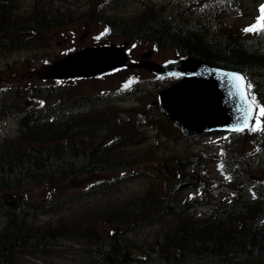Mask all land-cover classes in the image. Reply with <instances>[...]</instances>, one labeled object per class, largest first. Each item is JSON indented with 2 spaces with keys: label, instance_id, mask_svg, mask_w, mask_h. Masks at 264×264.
<instances>
[{
  "label": "trees",
  "instance_id": "1",
  "mask_svg": "<svg viewBox=\"0 0 264 264\" xmlns=\"http://www.w3.org/2000/svg\"><path fill=\"white\" fill-rule=\"evenodd\" d=\"M133 1L142 8L134 18L102 20L117 27L115 36L235 70L264 107V35L218 27L238 0H209L202 10L190 0ZM14 17L10 2L0 0V54L19 45L11 38L21 32ZM23 18L30 27L32 19ZM46 19L40 12L34 21ZM44 87L0 86V118L24 113L17 133L0 140V264H264V171L256 180L247 160L229 148L225 180L211 178L210 154L160 149L164 118L153 110L136 119L159 123L152 139L161 145L136 151L126 136L139 124L133 127L128 110L103 112L91 99L85 112L57 114L64 95ZM19 99L42 106L28 108ZM78 139L105 141L83 147ZM183 139L191 149L197 144L196 136ZM93 175L107 177L70 189L71 180ZM129 178L142 181L121 197L120 183ZM41 184L49 193L30 199ZM246 186V196L236 193ZM185 188L194 195L182 196Z\"/></svg>",
  "mask_w": 264,
  "mask_h": 264
},
{
  "label": "rangeland",
  "instance_id": "2",
  "mask_svg": "<svg viewBox=\"0 0 264 264\" xmlns=\"http://www.w3.org/2000/svg\"><path fill=\"white\" fill-rule=\"evenodd\" d=\"M28 2V0H26ZM106 0H63V4L68 7L72 15L67 18L69 22L63 27H58L46 31L40 34L37 40L44 44L43 47L33 48L24 53H16L10 58L1 56L0 57V83L10 82L12 85L15 84H32V85H47L42 83L41 75L43 67L46 65L48 60H52L62 53L81 49L83 47L93 46L96 44H114L124 48L129 54V64L131 66L111 73L102 78L88 79L87 81L78 80L74 82L76 86H79L83 93L89 94L88 100L91 101L92 96H97L95 103L98 110H104L108 104H113L116 111H120L119 108H129L133 110L132 119L135 120V113L140 111H146L147 105L150 101L155 99V96L151 92H155L162 80L155 78L152 79V75L149 70L142 65V61L148 53L150 54V60L152 62H162L165 60L173 59L175 54L168 49H156L151 43L145 40H127L122 37H106V28L99 24L97 19L98 12H104L108 18H131L135 17L136 12L141 8L137 3L129 1L127 3H119L116 7L110 10L109 8H102L106 3ZM206 0H198L196 3L193 1L191 4L201 7ZM263 0H242L234 8L230 9L222 18L220 26L223 28L227 27L232 32H242L244 29L256 23V15L258 14V8ZM163 4V2H162ZM139 6V7H138ZM85 12H89L93 16L85 19ZM79 15V18H78ZM67 21V20H66ZM251 32L250 34H253ZM136 64V66H135ZM7 67V69H5ZM73 81H69L73 86ZM81 94V90H79ZM75 100L81 101L80 95ZM83 101V100H82ZM85 102V101H83ZM37 105V104H36ZM76 105V104H75ZM74 108V107H73ZM69 109L70 111L73 110ZM76 107L75 111H79ZM113 109V110H114ZM259 113H257V117ZM256 117V118H257ZM264 121V117H260ZM257 129L261 128L260 124L254 123ZM167 134H169L168 143L164 146V150H171L173 153H181L182 151L174 147L176 143L186 144L187 141L183 140V136L176 128V126L165 123ZM17 118L16 115L13 117H5L0 119V140L6 137H13L17 133ZM138 132H131L128 137L130 141L134 143H140L144 138L150 137L153 131L148 129H141ZM253 133L247 137L236 138L238 144L237 152L241 155V158L247 159L246 165L247 170L255 172L257 168L264 167V139L260 137L264 135V131L257 130L252 131ZM241 136V135H240ZM127 137V136H126ZM238 137V136H237ZM231 138L225 135H210L201 137L198 141L200 149L206 150L204 154H210L213 161L208 164V169L211 175L217 178L222 177L219 162L225 156L215 149L212 148L215 144H227ZM83 141V140H81ZM99 140L89 141L84 140L81 146H91L97 144ZM151 143H146L144 146L136 148V151H144L150 147ZM170 146V147H169ZM211 148V149H210ZM222 150H226L223 148ZM236 152V153H237ZM230 158V157H229ZM259 172L254 174L259 175ZM118 174H111L108 178L116 176ZM107 176L93 175L88 178H75L70 181V188H82L86 184H90L98 179ZM138 179V178H136ZM136 179L127 180L121 182L120 196H128L135 192L137 185L141 181H132ZM119 184V186H120ZM141 186H144L141 184ZM50 191V187L47 184H41L36 186L28 196L32 200L40 201ZM242 192L244 191H237ZM182 196H184L182 194Z\"/></svg>",
  "mask_w": 264,
  "mask_h": 264
},
{
  "label": "water",
  "instance_id": "3",
  "mask_svg": "<svg viewBox=\"0 0 264 264\" xmlns=\"http://www.w3.org/2000/svg\"><path fill=\"white\" fill-rule=\"evenodd\" d=\"M125 61V54L116 47L87 48L53 64L44 77H90L123 66ZM151 66L155 74L183 77L172 87L161 91L157 102L160 112L179 122L184 135L210 130L234 131L244 127L245 116L250 118L249 127L254 111L248 110L235 86L237 82L232 80V74L238 73L192 58Z\"/></svg>",
  "mask_w": 264,
  "mask_h": 264
},
{
  "label": "snow or ice",
  "instance_id": "4",
  "mask_svg": "<svg viewBox=\"0 0 264 264\" xmlns=\"http://www.w3.org/2000/svg\"><path fill=\"white\" fill-rule=\"evenodd\" d=\"M261 11H262V16L257 18V22L255 24L244 29L245 32H256L257 34L264 35V6H262ZM232 80H235L237 82L235 86L238 88L239 94L244 98L245 102L247 103L248 110L250 112L255 111V109L253 108V104L255 103V98L251 97L250 100L248 99L247 90L251 88V84L245 82L244 77L238 74H232ZM229 82L231 83V80ZM258 111H259V116L256 118L255 123L260 124L261 128L257 129L255 126H253L252 128L249 129L251 131H257V130L264 131V121L260 119V117H264V107H260ZM249 119L250 118L248 116H245L244 127L236 128L235 131H243L246 127H248Z\"/></svg>",
  "mask_w": 264,
  "mask_h": 264
},
{
  "label": "bare ground",
  "instance_id": "5",
  "mask_svg": "<svg viewBox=\"0 0 264 264\" xmlns=\"http://www.w3.org/2000/svg\"><path fill=\"white\" fill-rule=\"evenodd\" d=\"M176 76H178V78H183L182 76H179V75H176ZM70 107H71V104L69 102L63 103L62 105H60L58 107L57 112L68 111L70 109ZM178 124H179V122H178ZM210 131H215V130H210ZM174 148L180 149L182 151L181 153H183L185 155L188 154V152H192V150L193 151H195V150L200 151L201 150L199 144L194 145L192 149L190 148L189 145H183V144L182 145H174ZM227 157L228 156H226L225 158H227ZM241 191H244L245 193L250 192L248 188L247 189H241ZM192 195H194V194H192ZM219 197L222 198L223 196H219ZM200 208H201L200 213H202V212H207L209 207L208 206H201Z\"/></svg>",
  "mask_w": 264,
  "mask_h": 264
}]
</instances>
